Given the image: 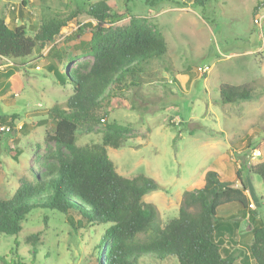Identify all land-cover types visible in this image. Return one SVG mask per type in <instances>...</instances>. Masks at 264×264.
<instances>
[{"label":"rangeland","instance_id":"374dc122","mask_svg":"<svg viewBox=\"0 0 264 264\" xmlns=\"http://www.w3.org/2000/svg\"><path fill=\"white\" fill-rule=\"evenodd\" d=\"M22 1L0 0V17L19 10ZM26 1L35 24L54 14L71 15L78 7L82 12L61 30L55 43H37L25 58L0 59V72L13 64L19 68L6 95L2 94L6 78L0 74V118L17 115L12 128L0 124V199L11 198L22 179L31 181L35 173L43 172L40 159L56 150L54 143L46 141L54 128L49 111L54 104L64 103L72 89L57 85L47 72L49 54L58 50L62 57H74L69 38L80 24L92 22L85 10L98 0ZM107 1L117 14L108 27H126L130 16L136 15L161 33L168 46L166 56L147 66L146 84L125 93L127 105L137 109L109 114V121L130 128L123 147L107 149L118 173L127 178L143 174L157 183L159 190L144 201L157 207L163 224L178 215L186 191L204 186L208 171L239 186L236 171L241 170L251 209L264 223V183L249 170L264 161V0H193L187 6L171 0L155 7L148 6L147 0ZM91 61L80 59L72 66ZM206 67L208 72H202ZM224 84L249 85L250 100L223 104L220 87ZM102 133V125L90 133L80 131L77 144L100 143ZM223 215H236V238L250 244L252 226L246 214L237 206H224L218 213ZM70 218L79 228L76 232ZM104 229L91 227L75 215L35 209L18 236L0 234V256L17 261L10 254L16 248L24 264H95ZM38 232L34 247L27 239ZM136 264L178 262L174 257L143 256Z\"/></svg>","mask_w":264,"mask_h":264},{"label":"trees","instance_id":"16d2710c","mask_svg":"<svg viewBox=\"0 0 264 264\" xmlns=\"http://www.w3.org/2000/svg\"><path fill=\"white\" fill-rule=\"evenodd\" d=\"M168 1L147 0V5ZM181 2L187 6L193 0ZM27 4L23 0L19 10L0 17V56L4 58H25L37 43H55L61 30L82 12L78 7L71 15L54 14L35 24ZM85 14L92 22L80 24L69 38L74 57L67 59L58 50L51 51L46 68L57 85L72 89L64 103L54 104L49 111L54 128L46 141L54 143L56 150L40 159L43 172L35 173L31 181L22 179L11 198L0 199V234L18 236L33 210L47 209L75 215L91 227L105 226L96 246L95 264H136L143 256L159 260L174 257L178 264H264V223L251 209L241 170L236 171L239 186L223 181L216 171H208L204 186L186 191L178 215L163 224L157 207L144 201L146 195L159 190L157 183L143 174L127 178L118 173L107 149L123 147L130 128L109 121V114L121 108L137 109L127 105L125 93L146 84L143 74L148 72L147 66L166 56L168 46L161 33L136 15L130 16L126 27H108L117 14L107 0L89 4ZM88 57L90 63L72 66ZM18 73L16 64L0 72L6 78L3 95L11 91V79ZM220 96L223 104L250 100L251 88L224 84ZM16 118V114L2 116L0 124L12 128ZM100 125V143L77 144L80 131L90 133ZM249 170L264 183V161ZM224 206H237L246 214L252 226L250 244L236 238V215L218 216ZM69 221L75 232L79 230L73 218ZM40 235L38 232L27 241L35 247ZM17 251H10L17 261L0 256V264H24Z\"/></svg>","mask_w":264,"mask_h":264},{"label":"built area","instance_id":"2783aa9c","mask_svg":"<svg viewBox=\"0 0 264 264\" xmlns=\"http://www.w3.org/2000/svg\"><path fill=\"white\" fill-rule=\"evenodd\" d=\"M256 22L259 23V21H256ZM0 59H2V60H6L7 58H4V57L0 56ZM208 69H209V68L206 67V68L202 69V72L207 73V72H208ZM9 129H10V127H9ZM9 129H8V130H9ZM1 130H3V126H2V128H1Z\"/></svg>","mask_w":264,"mask_h":264}]
</instances>
